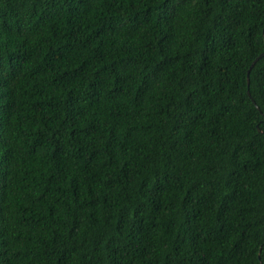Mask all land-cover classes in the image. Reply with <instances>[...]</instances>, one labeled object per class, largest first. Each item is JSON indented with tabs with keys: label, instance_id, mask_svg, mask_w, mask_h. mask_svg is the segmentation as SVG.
I'll return each instance as SVG.
<instances>
[{
	"label": "trees",
	"instance_id": "1",
	"mask_svg": "<svg viewBox=\"0 0 264 264\" xmlns=\"http://www.w3.org/2000/svg\"><path fill=\"white\" fill-rule=\"evenodd\" d=\"M0 264H264V0H0Z\"/></svg>",
	"mask_w": 264,
	"mask_h": 264
},
{
	"label": "water",
	"instance_id": "2",
	"mask_svg": "<svg viewBox=\"0 0 264 264\" xmlns=\"http://www.w3.org/2000/svg\"><path fill=\"white\" fill-rule=\"evenodd\" d=\"M257 60V58L252 62L251 66L253 65V63Z\"/></svg>",
	"mask_w": 264,
	"mask_h": 264
}]
</instances>
